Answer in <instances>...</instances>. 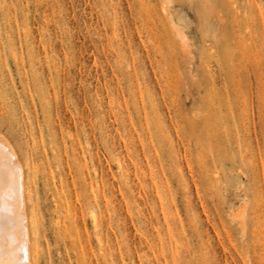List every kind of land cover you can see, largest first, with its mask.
<instances>
[{"label": "rangeland", "instance_id": "rangeland-1", "mask_svg": "<svg viewBox=\"0 0 264 264\" xmlns=\"http://www.w3.org/2000/svg\"><path fill=\"white\" fill-rule=\"evenodd\" d=\"M0 141L35 264H264V0H0Z\"/></svg>", "mask_w": 264, "mask_h": 264}, {"label": "bare ground", "instance_id": "bare-ground-1", "mask_svg": "<svg viewBox=\"0 0 264 264\" xmlns=\"http://www.w3.org/2000/svg\"><path fill=\"white\" fill-rule=\"evenodd\" d=\"M7 145L0 141V264H35L40 227L30 216L33 212L29 213V183L24 167Z\"/></svg>", "mask_w": 264, "mask_h": 264}, {"label": "snow or ice", "instance_id": "snow-or-ice-1", "mask_svg": "<svg viewBox=\"0 0 264 264\" xmlns=\"http://www.w3.org/2000/svg\"><path fill=\"white\" fill-rule=\"evenodd\" d=\"M12 159L14 160L15 157H12ZM12 264H26V262L14 261V262H12Z\"/></svg>", "mask_w": 264, "mask_h": 264}]
</instances>
